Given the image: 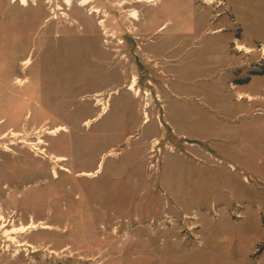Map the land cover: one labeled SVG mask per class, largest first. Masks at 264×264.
Wrapping results in <instances>:
<instances>
[{
    "label": "rangeland",
    "instance_id": "obj_1",
    "mask_svg": "<svg viewBox=\"0 0 264 264\" xmlns=\"http://www.w3.org/2000/svg\"><path fill=\"white\" fill-rule=\"evenodd\" d=\"M80 2L0 0V264H264V0Z\"/></svg>",
    "mask_w": 264,
    "mask_h": 264
},
{
    "label": "crops",
    "instance_id": "obj_2",
    "mask_svg": "<svg viewBox=\"0 0 264 264\" xmlns=\"http://www.w3.org/2000/svg\"><path fill=\"white\" fill-rule=\"evenodd\" d=\"M232 60H233V58H230V61H229L230 64H233ZM234 63H237V61H234ZM233 69L235 71H237L238 68L237 67L236 68L233 67ZM239 75L244 76V78H247V79H244L242 81V83H239L241 85L249 84L250 81L253 79V77L257 76L255 74L252 75V76H249L247 73L245 74V72L244 73H240ZM231 83H233L234 86L237 84L235 82H231ZM168 89H169V87H168ZM167 90H166V107H165L167 122L175 130L176 133L185 136V138H187V140H192L193 141V143L192 142L191 143L187 142L188 145H189L188 150L193 155H195L196 157H199V159L207 158V160H208V156L211 157L212 159H215V158L218 159V160L221 159V158H219L218 154L223 153V152H222V150L220 148H218L216 146V144H214V143L213 144H209L207 142H202V141L198 142V141H196V139H198V137L196 135V134H198L197 131L196 132H192L191 130L186 129L183 126L178 125L175 122V120H174L176 114L179 111H182L184 109L196 108L199 111L209 112L211 114L214 113V115H216V112H212L213 110H215V108L212 107L208 102H206V104L199 103V102H204L203 99H199L200 98L199 96L196 97V99H199L198 103L194 99L187 100V99L176 98V97H172V96H170L168 98L167 97L168 96L167 95V93H168ZM243 93L244 92H239L240 96H242ZM245 95H248L249 97H253V95L249 94L248 92H246ZM183 96L184 95H181V94L178 95V97H183ZM192 96L193 95H187V98H191ZM169 99H170V102H169ZM169 105L170 106L173 105V109L171 108V110H170L169 109ZM219 116H221V114ZM222 119L223 118H221L220 120H222ZM202 140H204V139H202ZM184 156L187 158V161H188V165H189L188 172L190 171V173H191V174H189L191 180H193L192 177H194V181L196 180L195 173H197L199 171V169H202V170H207L208 169L209 171H211V169L208 168V166H209L208 163L205 164V163H201V162H196L193 158H189L186 155H184ZM228 166L232 170L237 171L235 164L228 163ZM193 173H194V175H193ZM212 174H214V173H212V172L210 173V175L213 177V178L212 177L210 178V181L211 182H213V181L215 182V174H214V176ZM240 175L242 176L244 181L248 182L249 177L246 174H243L242 170L240 171ZM168 189L170 190V192L173 193L172 187L171 188L169 187Z\"/></svg>",
    "mask_w": 264,
    "mask_h": 264
},
{
    "label": "bare ground",
    "instance_id": "obj_3",
    "mask_svg": "<svg viewBox=\"0 0 264 264\" xmlns=\"http://www.w3.org/2000/svg\"><path fill=\"white\" fill-rule=\"evenodd\" d=\"M139 1H140V0H139ZM213 1H214V0H204L205 3H206V2H210V3H212ZM90 2H91V0H81L80 5H82V6H88V5L90 4ZM21 3H22L23 5H29V0H21ZM66 3H67L68 5H71V4H73V0H66ZM139 16H140V14H139L138 11H132V13H131V17H132L133 19L138 20V19H139ZM238 49H239V50H246L247 52L250 51V48H249L248 46H246V45H243V44H238ZM30 62H31V59L28 58V59H26V60L24 61L23 64H24L25 66H28V65L30 64ZM129 88H130L131 92H136V91H137V76H136V75H134L133 80H132V84H131V86H130ZM99 105L102 107V109H103V113H106V112L108 111V105H107L106 102H102V100L100 99V100H99ZM145 117H146V121H150V116H149L148 112H145ZM62 130H64V127H63V126H59V127H57V128L54 130L53 133H59V132H61ZM59 159H64V158H63V157H59ZM84 173H85L86 175H94L92 172H84Z\"/></svg>",
    "mask_w": 264,
    "mask_h": 264
}]
</instances>
